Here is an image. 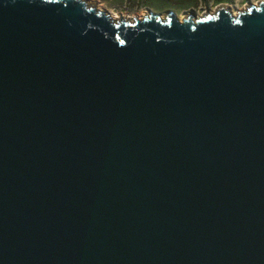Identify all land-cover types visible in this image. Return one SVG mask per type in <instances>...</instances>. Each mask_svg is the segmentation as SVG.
Here are the masks:
<instances>
[{
  "label": "water",
  "instance_id": "obj_1",
  "mask_svg": "<svg viewBox=\"0 0 264 264\" xmlns=\"http://www.w3.org/2000/svg\"><path fill=\"white\" fill-rule=\"evenodd\" d=\"M0 264H264V0H0Z\"/></svg>",
  "mask_w": 264,
  "mask_h": 264
},
{
  "label": "rangeland",
  "instance_id": "obj_2",
  "mask_svg": "<svg viewBox=\"0 0 264 264\" xmlns=\"http://www.w3.org/2000/svg\"><path fill=\"white\" fill-rule=\"evenodd\" d=\"M247 1L256 3L259 0H88L91 5L124 18L142 17L148 11L159 14L172 11L179 18L193 11L196 16H202L221 6H227L236 13L245 8Z\"/></svg>",
  "mask_w": 264,
  "mask_h": 264
},
{
  "label": "bare ground",
  "instance_id": "obj_3",
  "mask_svg": "<svg viewBox=\"0 0 264 264\" xmlns=\"http://www.w3.org/2000/svg\"><path fill=\"white\" fill-rule=\"evenodd\" d=\"M98 9H101V8H98ZM242 10H243V9H242ZM242 10H241V11H242ZM210 14H212V12H210ZM234 14H236V13H234ZM204 15H205V14H204ZM111 16H112L113 19H118V18H119V17H118L119 15H118V14H115V13H113V15H111ZM202 16H203V15H202ZM199 17H201V16H199Z\"/></svg>",
  "mask_w": 264,
  "mask_h": 264
}]
</instances>
